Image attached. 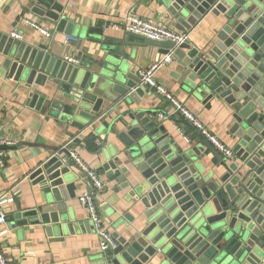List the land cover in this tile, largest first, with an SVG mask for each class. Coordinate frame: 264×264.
Instances as JSON below:
<instances>
[{"label": "water", "instance_id": "95a60500", "mask_svg": "<svg viewBox=\"0 0 264 264\" xmlns=\"http://www.w3.org/2000/svg\"><path fill=\"white\" fill-rule=\"evenodd\" d=\"M30 1L25 12L70 35L68 26L75 22L64 15L58 0ZM154 1L185 30L204 23L203 44L178 45L131 31L115 43L121 44L123 55L126 45L158 47L165 55L174 51L177 69L172 75L181 87L225 114L233 159L182 116L200 143H181L147 98L162 100L164 95L156 85L143 83L139 74L126 72L122 59H108L113 67L94 73L82 62V54L77 65L37 37L24 41L0 32L2 66L26 92L30 107L56 118L63 111L80 129L98 122L96 133L119 124L128 129L117 133V155L103 167L108 180L117 183L115 194L131 187L124 197L131 212L124 221L118 214L121 206L115 208L114 223L123 232L113 233L116 246L99 264H264V0ZM47 82L58 85L74 105L51 100ZM98 85L104 91L101 96L93 93ZM75 90L81 95L75 97ZM107 99L113 104L102 110ZM118 106L125 108L118 112ZM80 142L75 137L33 168L29 202L23 206L15 196V211L7 214V222L42 230L50 241L72 232L67 197H76L90 179L64 157ZM206 152L216 161L210 170L203 163ZM121 161L127 164L119 166ZM92 186L90 182L86 190Z\"/></svg>", "mask_w": 264, "mask_h": 264}, {"label": "crops", "instance_id": "0c3cea01", "mask_svg": "<svg viewBox=\"0 0 264 264\" xmlns=\"http://www.w3.org/2000/svg\"><path fill=\"white\" fill-rule=\"evenodd\" d=\"M31 2L30 0H0V32L19 33L22 35L19 40L24 41H32L34 37H37L48 42L53 47V52L63 58L74 56L79 59V55L82 54V62L87 63L94 73L101 72L102 69L103 72H107L104 70L105 67L108 70L113 67L107 62L111 58L112 60L122 59V68L134 74H139L140 70L150 68L154 63H160L165 58L166 55L154 46L126 45L124 46L125 56L119 51L121 44L115 42L124 38L126 32L112 25L123 22L129 13H136L180 33L187 32L189 33L188 42L196 46L203 44L207 30L204 23L191 30H185L184 27L175 23L166 11L159 9L154 0H58L64 6V15L75 22L73 27L68 26V30L70 29L68 34L78 37L77 42L66 44L64 37L67 32H59L55 25L44 18L25 12V9L31 6ZM33 23L49 29L52 36L47 37L40 33V29ZM84 36L98 41L82 39ZM131 40L137 39L131 38ZM2 60L0 53V130L2 135L12 143L5 145L7 147L4 148L6 165L0 166V194L14 186L18 190L17 198L23 206H26L32 185L28 178L29 173L56 150L78 137L81 142L72 146L70 150L77 153L81 160L101 177L104 189L96 196L100 215L112 234L122 233V229L117 228L114 223L116 219L114 210L121 206L118 211L121 219L128 214L127 211L130 209L124 202V197H128L127 193L131 187L115 194L114 188L117 187V183L108 180L109 172L104 170L103 165L117 155L114 149V144L119 142L117 133L128 129L123 124H119L112 131L106 128L96 133L95 128L99 125L98 122L93 126L87 125L86 128L80 129L72 125L71 117L63 111L60 117L56 118L40 109L30 107L26 102V92L7 77ZM176 69L175 56H172L169 62L158 67L154 72V78L159 85L164 86L193 112L207 129L227 146L233 148V139L228 131L229 124L225 114L221 109L205 104L202 97L184 90L172 75ZM46 88L49 90L51 100H60L66 105H74V100L69 99L58 85L47 82ZM81 93L82 91L75 90L74 96H79ZM93 93L98 96L103 95L101 85L95 86ZM147 98L157 111V117L158 113L167 115L161 120L169 125L181 143L185 145L200 143L197 134L183 122L179 112L166 97L162 100H154L153 96ZM112 104L110 100H105L102 110ZM124 108V106H118L117 111L121 112ZM105 126L108 127L109 124L105 123ZM107 132L110 133L107 145L101 148L106 142ZM89 133L93 134L90 136L93 137L91 141L88 139ZM202 151L206 150L202 149ZM206 153L207 160L203 163L210 170L216 161L211 154ZM126 164L125 161L119 162V166ZM90 182L88 180L76 191V197H67L70 217L68 223L74 229L72 232L68 230L61 241H50L42 230L19 227L16 222L8 221L7 224L0 226L1 245L13 264H99L102 261L104 254L101 252L99 235L93 228L87 208L80 201L81 195L87 192L86 186ZM117 198L120 199V203L115 204ZM14 211L13 203L9 212Z\"/></svg>", "mask_w": 264, "mask_h": 264}, {"label": "built area", "instance_id": "2783aa9c", "mask_svg": "<svg viewBox=\"0 0 264 264\" xmlns=\"http://www.w3.org/2000/svg\"><path fill=\"white\" fill-rule=\"evenodd\" d=\"M36 28L40 29V33L47 37L52 36V32L46 27L39 26L36 23H33ZM112 27L121 29L126 31L135 32L149 38L155 40H172L176 42L178 45L188 42L189 33L184 32L180 33L172 28L158 24L150 19L143 18L136 13H129L124 18L123 22L115 23ZM17 39H21L22 35L16 32L11 34ZM64 41L66 44H70L71 42H77L78 37L72 34L65 35ZM174 56V51L170 54H167L165 58L160 63H154L150 68L142 69L139 71V76L143 83H150L152 85H156L160 93L168 99L175 110L179 112V114L188 120L195 128L201 131V133L213 144V146L225 157L229 159L234 158V152L231 147L227 146L219 137L213 134L209 129H207L202 122L197 118V116L191 112L182 102L176 99L173 94L167 90L164 86H161L157 83L154 78V72L158 69V67L166 62H169ZM66 60L74 64H80V59L74 56H66ZM158 117L166 118L167 115L165 113H158ZM181 132L183 130L179 128ZM188 138L187 136H185ZM12 143L7 137L2 135L0 130V166L4 167L6 165V152L2 148V146L8 145ZM69 158L73 160L76 164H78L84 171L89 175L90 181L93 183L92 189L90 192H84L81 197V203L87 208L89 217L92 221V225L96 233L100 238V248L101 252L104 254V257H109L111 250L116 246V239L114 238L112 232L109 230L108 226L105 224L103 218L100 215L99 207L96 201L97 194L100 193L104 189V182L102 181L99 174L89 168L74 151L71 152L70 157H64V162H68ZM17 188L14 186L8 188V190L4 191L0 194V226L7 224V214L10 212L11 205L14 203V198L17 195ZM2 236V231L0 230V238ZM0 264H13L10 259L7 257L0 241Z\"/></svg>", "mask_w": 264, "mask_h": 264}, {"label": "trees", "instance_id": "16d2710c", "mask_svg": "<svg viewBox=\"0 0 264 264\" xmlns=\"http://www.w3.org/2000/svg\"><path fill=\"white\" fill-rule=\"evenodd\" d=\"M92 135H93L92 133H89V137H88L89 141H91L93 139V137H90Z\"/></svg>", "mask_w": 264, "mask_h": 264}]
</instances>
